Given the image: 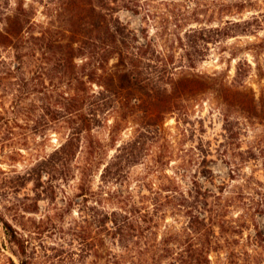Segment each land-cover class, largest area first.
I'll use <instances>...</instances> for the list:
<instances>
[{
  "label": "trees",
  "instance_id": "trees-1",
  "mask_svg": "<svg viewBox=\"0 0 264 264\" xmlns=\"http://www.w3.org/2000/svg\"><path fill=\"white\" fill-rule=\"evenodd\" d=\"M120 10L140 16L138 32L120 19ZM37 12L42 19L36 18ZM234 12L239 13V7ZM154 18L148 0H0V87L38 94L45 80L54 85L49 94L61 104L69 128L61 158L71 160L72 149L95 128L104 126L113 144V153L102 163L99 189L93 191L82 182L78 194L84 206L91 203L84 222L97 230L98 264H210L208 245L216 235L211 215L204 213L206 201L216 195L202 189L197 179L183 189L175 177L165 174L164 183L137 200L127 184L130 169L147 157L155 171L163 167L167 154L157 142L165 122L172 117L179 122L199 103L208 102L221 117L218 150L225 158L252 123L264 121V39L250 43L251 58L238 59L232 76L224 71H188L175 64L173 49L150 37L147 25ZM258 28L255 15L230 17L215 29L189 25L177 37L180 57L193 68L216 40L213 31L232 38L255 35ZM128 124L134 126L132 133L118 140ZM202 146L196 149L210 152L209 145ZM90 156L85 169L102 157L98 151ZM200 162L201 173L210 172L202 163L205 159ZM233 162L225 159L232 172L240 165ZM109 183L125 188L106 191ZM167 211L179 213L185 221L180 228L168 225L158 239V220ZM254 212L264 214V204L256 205ZM0 222L8 241L25 256L24 237L3 219ZM254 240L264 245L258 226ZM20 264L27 262L21 259Z\"/></svg>",
  "mask_w": 264,
  "mask_h": 264
},
{
  "label": "rangeland",
  "instance_id": "rangeland-1",
  "mask_svg": "<svg viewBox=\"0 0 264 264\" xmlns=\"http://www.w3.org/2000/svg\"><path fill=\"white\" fill-rule=\"evenodd\" d=\"M36 7L38 12L42 10L41 5ZM148 7L155 13L147 25L150 37L173 49L175 64L188 71H224L232 76L238 59L251 58L247 52L250 43L264 39V0H148ZM237 7L239 13L234 12ZM38 12L36 18L42 19ZM118 15L130 28L140 30V16L128 10H120ZM251 15L259 23L255 35L223 38L220 30H215L216 40L208 44L203 60L193 68L185 66L177 37L186 27L215 29L230 17ZM51 89L55 87L48 80L42 87L46 93L21 94L0 87V218L16 229L27 245L26 255L20 256L0 222V264H20L21 259L27 264H98L94 255L97 230L84 222L91 203L84 206L78 194L82 182L93 191L99 189L102 163L113 153V144L104 126L95 128L91 137L81 138L77 149H72L71 160L61 158L60 148L69 128L61 104L49 94ZM180 118L179 122L173 117L167 119L166 129L158 137V145H163L167 154L165 165L155 171L153 160L147 157L130 169L127 184L141 200L140 194L149 195L152 187L164 183L165 174L175 177L183 189L197 179L202 189L208 188L216 195L208 198V211L204 213L206 217L211 215L216 235L208 245L212 250L210 264H264V245L254 240L255 226L264 234V214L254 212L256 205L264 204V121L252 123L239 141H234L225 158L218 150L223 134L221 117L208 102L195 105ZM128 125L118 140L132 133L134 126ZM201 145L206 149L209 145L210 152L202 154L196 149ZM95 151L102 157L85 169L86 159ZM228 157L240 164L239 170L230 171L225 163ZM202 158L210 172L201 173ZM118 185L122 184L109 183L104 189L111 191ZM183 221L179 213L165 212L158 220V239L168 225L180 228ZM108 246L113 247L111 243Z\"/></svg>",
  "mask_w": 264,
  "mask_h": 264
}]
</instances>
